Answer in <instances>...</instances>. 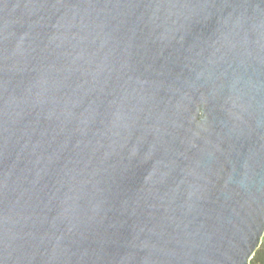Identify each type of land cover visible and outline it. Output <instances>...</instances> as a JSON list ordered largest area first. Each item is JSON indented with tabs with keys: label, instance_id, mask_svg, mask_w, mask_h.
<instances>
[{
	"label": "water",
	"instance_id": "obj_1",
	"mask_svg": "<svg viewBox=\"0 0 264 264\" xmlns=\"http://www.w3.org/2000/svg\"><path fill=\"white\" fill-rule=\"evenodd\" d=\"M264 237V0H0V264H249Z\"/></svg>",
	"mask_w": 264,
	"mask_h": 264
},
{
	"label": "trees",
	"instance_id": "obj_2",
	"mask_svg": "<svg viewBox=\"0 0 264 264\" xmlns=\"http://www.w3.org/2000/svg\"><path fill=\"white\" fill-rule=\"evenodd\" d=\"M249 264H264V237L259 248L252 256Z\"/></svg>",
	"mask_w": 264,
	"mask_h": 264
}]
</instances>
